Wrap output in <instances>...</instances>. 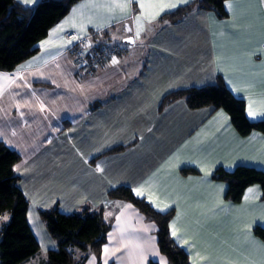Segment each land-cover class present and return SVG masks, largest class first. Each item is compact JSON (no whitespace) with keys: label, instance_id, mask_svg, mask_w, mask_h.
Here are the masks:
<instances>
[{"label":"crops","instance_id":"crops-1","mask_svg":"<svg viewBox=\"0 0 264 264\" xmlns=\"http://www.w3.org/2000/svg\"><path fill=\"white\" fill-rule=\"evenodd\" d=\"M192 1L137 0L121 10L89 6L113 0H80L34 55L0 70V140L22 156L16 170L41 246L26 264L43 254L33 263L39 264L57 247L33 216L54 205L71 213L86 204L104 205L112 222L101 264H169L155 223L134 204L107 197L119 185L139 190L158 211L175 210L170 232L191 264H264V241L253 231L264 227L261 186H249L236 203L226 199L228 183L212 177L218 167L264 170V134L242 136L223 108L191 109L179 99L160 109L169 92L221 76L246 101L248 118L264 119V0H227L226 18L195 9L179 23L160 20ZM122 27L134 42L115 63L93 73L78 68L75 45L92 31ZM118 144L127 146L104 154ZM190 167L198 173L182 174ZM85 264L99 263L91 254Z\"/></svg>","mask_w":264,"mask_h":264},{"label":"trees","instance_id":"trees-1","mask_svg":"<svg viewBox=\"0 0 264 264\" xmlns=\"http://www.w3.org/2000/svg\"><path fill=\"white\" fill-rule=\"evenodd\" d=\"M78 1L80 0H41L34 6H27L18 0H0V70L12 71L34 55L38 51L37 43L48 35ZM226 1L193 0L173 12L162 15L160 20L179 23L195 9L214 11L219 18H226L228 16L225 9ZM113 30L114 28L103 30V36L111 35L110 31ZM91 34L94 36L97 33L92 31ZM81 43L72 48V55L82 48ZM101 46L103 45H97L92 50H101ZM98 58L100 59V56L95 59L98 61L97 67L86 69L90 73L110 63L109 57L102 60ZM179 99H184L191 109L206 106L223 108L242 136H247L255 130L264 134V119L250 120L246 113V101L235 96L221 76L214 84L169 92L163 97L160 109ZM98 105L95 104L93 107ZM126 146L118 144L104 154L121 152ZM21 160L22 156L17 150L0 140V264H26L41 251L40 243L28 218L30 201L20 186L21 177L16 170ZM181 172L189 175L198 173V170L190 167L182 168ZM212 177L214 180L228 183L226 199L230 201L241 202L246 189L253 184L261 186L264 200L262 169L249 165H238L232 170L218 167ZM107 197L134 204L155 223L160 251L169 264H191L188 252L175 241L170 232V221L175 215L174 209L166 212L156 210L145 198L137 196L128 185L110 189ZM105 213L104 205L91 204L83 205L71 213L62 212L58 205L41 209L40 216L48 232L55 239L57 247L49 249L45 259L39 264H85L91 254H94L101 264L99 261L102 249L112 228V222L106 219ZM253 231L264 241L263 226L256 225ZM148 264L160 263L150 260Z\"/></svg>","mask_w":264,"mask_h":264},{"label":"rangeland","instance_id":"rangeland-1","mask_svg":"<svg viewBox=\"0 0 264 264\" xmlns=\"http://www.w3.org/2000/svg\"><path fill=\"white\" fill-rule=\"evenodd\" d=\"M103 32L104 31H98L97 34H95L94 36L93 35L90 36L91 39L89 38L88 47L89 48L91 47V50L97 45H103V46H101V50H98V51L92 50L93 51V54H92L93 56L90 55V57L94 58V60L97 59L98 56H100V59L102 60V59H104L106 57H109L110 54H113V53H115V55H119V54L125 53L126 52V46L130 47V45H129L130 42H127L125 40L123 41V39H125L127 37H130L128 35L125 36V34H124L125 30H124L123 27L121 29L120 28L119 29H117V28L115 29L114 28L113 31H110L111 35L107 34L108 37L106 35L103 36L104 35ZM90 40H94V41L91 42ZM72 56H73V59L75 60L74 55H72ZM107 65H108V63H107ZM78 68H79V66H78ZM37 216L38 215L35 214L33 216V219H32V221L35 224V227H36V222H39V223H41V222L43 223L44 222L42 220V218L40 217V215L38 216V218H37ZM36 229H37V227H36ZM41 257H43V254L37 255L34 258V260H32L30 263L33 264L34 262H38V260H40Z\"/></svg>","mask_w":264,"mask_h":264},{"label":"built area","instance_id":"built-area-1","mask_svg":"<svg viewBox=\"0 0 264 264\" xmlns=\"http://www.w3.org/2000/svg\"><path fill=\"white\" fill-rule=\"evenodd\" d=\"M97 33V32H96ZM92 34H90L85 41H82L81 44H85L84 46L82 45V48L78 49L75 53H74V57H75V61L77 63V65L79 66V68L81 69H90L91 67H97L98 66V61H95L94 58H91L90 55L93 54V51L90 50V48L88 47V43H89V38ZM90 50V52H89ZM93 56V55H92ZM117 55H115V53L110 54L109 59L111 61H113L114 59H116Z\"/></svg>","mask_w":264,"mask_h":264},{"label":"snow or ice","instance_id":"snow-or-ice-1","mask_svg":"<svg viewBox=\"0 0 264 264\" xmlns=\"http://www.w3.org/2000/svg\"><path fill=\"white\" fill-rule=\"evenodd\" d=\"M135 2H137V0H127V2H124V3L118 2V0H113V2L110 3V4H107V3H93V4L89 5V6L94 8V9H99L101 7H104V8H108V9L120 8L121 10H123V9L127 8L129 6V4L135 3ZM176 6L177 5H175V4L170 5V7H176ZM139 7L141 9H144L145 5L143 3H140ZM229 7H230V5H229ZM75 12H76V9L73 10V13H75ZM137 19H139V17H137ZM137 36H139V32H137ZM45 43H47V42H45ZM113 62L115 63L116 61L114 60ZM248 115L250 117H255L256 116V113L251 110V107L249 108ZM136 194L137 195H142V193L139 190H137ZM160 210L164 211V209H160ZM4 219H7V217H4ZM172 235L175 236L176 232L173 231ZM105 251H107V249H105ZM160 264H164V262L161 261Z\"/></svg>","mask_w":264,"mask_h":264},{"label":"water","instance_id":"water-1","mask_svg":"<svg viewBox=\"0 0 264 264\" xmlns=\"http://www.w3.org/2000/svg\"><path fill=\"white\" fill-rule=\"evenodd\" d=\"M127 42L133 43L134 42V37L130 36L124 39Z\"/></svg>","mask_w":264,"mask_h":264}]
</instances>
